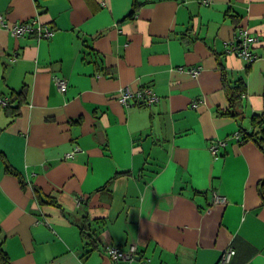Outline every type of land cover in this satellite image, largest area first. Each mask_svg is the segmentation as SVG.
<instances>
[{
    "label": "crops",
    "instance_id": "obj_1",
    "mask_svg": "<svg viewBox=\"0 0 264 264\" xmlns=\"http://www.w3.org/2000/svg\"><path fill=\"white\" fill-rule=\"evenodd\" d=\"M40 3L0 0V150L22 176L0 157V264H216L229 246V264H264V153L235 138L264 112V0ZM36 18L55 34L11 33ZM239 27L258 36L251 63ZM224 76L245 85L243 120L223 113ZM128 86L158 100L124 104Z\"/></svg>",
    "mask_w": 264,
    "mask_h": 264
},
{
    "label": "built area",
    "instance_id": "obj_2",
    "mask_svg": "<svg viewBox=\"0 0 264 264\" xmlns=\"http://www.w3.org/2000/svg\"><path fill=\"white\" fill-rule=\"evenodd\" d=\"M10 28L11 33L20 37L31 33L33 31L37 32L39 38H49L55 34V31L50 26L43 25L40 20L31 19L27 21H23L17 23ZM258 41V36L250 31L247 27H239L237 37L233 40V49L244 59H246L249 63L253 62L256 58V55L251 50V47ZM191 72L194 75H199L201 69L199 67H194L191 69ZM55 82L58 86V89L61 92H65L68 89V81L67 79L55 76ZM119 99L122 103L129 105L131 101H146L148 103H153L158 100V96L151 90H133L131 87H124L120 90ZM0 102L2 104H7V99H1ZM235 138L237 140L240 139V133H235ZM228 145L227 139H219L214 141L210 150L214 156H218L220 149L222 147H226ZM71 152L70 154H73ZM228 202V198L226 195L219 194L218 192H214L213 194V203L215 204H226ZM109 256L114 261H127L133 262L137 259L138 249L136 245H131L128 249H123L117 245H108L106 248ZM236 254V249L232 246L225 248L216 264H229ZM142 264H150V258H146L142 261Z\"/></svg>",
    "mask_w": 264,
    "mask_h": 264
},
{
    "label": "trees",
    "instance_id": "obj_3",
    "mask_svg": "<svg viewBox=\"0 0 264 264\" xmlns=\"http://www.w3.org/2000/svg\"><path fill=\"white\" fill-rule=\"evenodd\" d=\"M41 1L46 2L49 0H37L39 7H41V3H40ZM223 80H224V86H225L226 94H227L229 101H230V104H231L230 107L223 113L229 114L232 117H235V118L237 117V118H240L241 120H243V116L241 115V109H242L241 94L243 91H245V85H244V83H241V82L237 83V84L236 83L231 84L230 82L227 81L226 76H224ZM16 93H17V95H19V94H21V91L16 92ZM143 102L146 103V101H143ZM13 110H14V107H13ZM252 127L254 128L253 131L251 130L252 132L250 130H247L243 126L241 127V129L238 131L240 133L239 142H244V141L252 139L253 141H255L257 143V145L260 147V149L264 153V112L256 113L253 115ZM0 157L4 160V163L6 165V170L8 172H11V173L19 176L20 180H22V176H21L20 172L16 171L10 165L6 155L1 150H0ZM258 187H259L260 195H261L262 200L264 202V177L259 181ZM40 200L42 203L48 202V203H54V204H57L58 206H60V204L56 200L51 199V198L46 199L44 197H40ZM80 230H81V235L84 238H91L92 242L96 241V239L94 238V233H92L93 232L92 230L90 232V231L86 230V227H84V226H80ZM5 256H6V251L2 247H0V262H1V258L3 259V258H5Z\"/></svg>",
    "mask_w": 264,
    "mask_h": 264
}]
</instances>
